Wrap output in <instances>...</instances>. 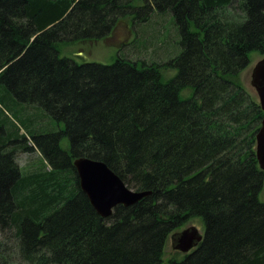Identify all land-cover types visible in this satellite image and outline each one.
I'll list each match as a JSON object with an SVG mask.
<instances>
[{
	"label": "trees",
	"instance_id": "1",
	"mask_svg": "<svg viewBox=\"0 0 264 264\" xmlns=\"http://www.w3.org/2000/svg\"><path fill=\"white\" fill-rule=\"evenodd\" d=\"M122 21L133 37L111 64L67 54ZM252 53L264 56V0H0L2 92L58 127L0 124V264H164L188 223L201 242L169 264H264V112L240 81ZM32 149L45 166L22 171ZM75 158L147 196L99 217Z\"/></svg>",
	"mask_w": 264,
	"mask_h": 264
},
{
	"label": "rangeland",
	"instance_id": "2",
	"mask_svg": "<svg viewBox=\"0 0 264 264\" xmlns=\"http://www.w3.org/2000/svg\"><path fill=\"white\" fill-rule=\"evenodd\" d=\"M112 34L106 37L105 40H98L93 42H81L74 44L67 49V54H74L78 56L77 62H89V63H100L102 65L111 64L115 57L117 56L118 49L124 43H128L129 40L132 39L133 33L132 29H130L129 22H119ZM177 54V48L174 46V43H168L164 50L159 54L158 58H161L162 61H165L169 58L170 52ZM64 56H68L63 54ZM73 56V55H72ZM261 56H258L256 53H252L250 56V63L248 67L242 71L240 74V81L249 95H252L257 101L258 97L255 94L254 89L251 87L250 79L252 68L254 65L260 61ZM189 91L184 92L183 96L186 97L189 95ZM32 117V121L29 119ZM31 123L32 126L40 125L41 132L45 134L55 133L58 131V127L50 120V118L43 115L42 109L38 107H33L31 105H21V104H12L9 99L6 98L5 94L2 92L0 87V124H2V129L4 133L13 132L15 129H19L20 136L28 133L27 129L24 128L25 124ZM33 126V127H34ZM60 129V128H59ZM21 142L23 140L19 139ZM64 140V145L67 144L66 139ZM29 139H26L24 145L29 147ZM17 164L22 171H33L41 166H45V162L41 152L39 150L32 149L31 151L27 150L26 152H19L17 154ZM264 195V191H263ZM264 199V196H262ZM190 227L197 228L199 233L202 235V230L198 227L197 224L188 223L185 224L181 229L173 232V234H178L183 232L185 229ZM172 235L167 239V243L163 250L164 256L163 261L164 264H169V260L176 256V251L173 249V244L171 241ZM180 255H183L180 253Z\"/></svg>",
	"mask_w": 264,
	"mask_h": 264
},
{
	"label": "water",
	"instance_id": "3",
	"mask_svg": "<svg viewBox=\"0 0 264 264\" xmlns=\"http://www.w3.org/2000/svg\"><path fill=\"white\" fill-rule=\"evenodd\" d=\"M250 84L258 97V103L264 112V56L252 68ZM255 138V154L261 171L264 173V116ZM77 173L80 190L87 197L91 207L101 218L112 215L117 206L128 207L134 205L146 193L133 192L121 182L119 177L109 170L101 161L88 158H75L73 162ZM202 235L197 228L190 227L183 232L173 234L171 241L173 249L182 254L188 253L201 242Z\"/></svg>",
	"mask_w": 264,
	"mask_h": 264
}]
</instances>
